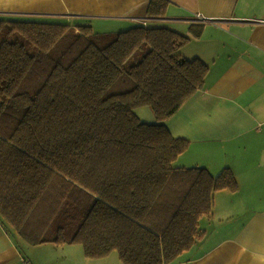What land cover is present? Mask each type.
<instances>
[{
    "label": "trees",
    "instance_id": "16d2710c",
    "mask_svg": "<svg viewBox=\"0 0 264 264\" xmlns=\"http://www.w3.org/2000/svg\"><path fill=\"white\" fill-rule=\"evenodd\" d=\"M167 6L150 0L146 16ZM77 29L0 19V224L88 259L171 264L202 240L214 194L236 190L228 169L175 166L188 142L165 126L207 66L166 27Z\"/></svg>",
    "mask_w": 264,
    "mask_h": 264
},
{
    "label": "crops",
    "instance_id": "0c3cea01",
    "mask_svg": "<svg viewBox=\"0 0 264 264\" xmlns=\"http://www.w3.org/2000/svg\"><path fill=\"white\" fill-rule=\"evenodd\" d=\"M166 1L165 17L148 18L150 0H0V19L99 33L143 24L186 37L184 56L207 71L202 89L165 122L188 142L175 163L190 154L209 173L228 169L236 190L214 194L211 215L199 222L202 240L171 264H264V0ZM137 115L153 120L148 108ZM0 264L123 263L116 251L88 259L74 244L33 246L0 224Z\"/></svg>",
    "mask_w": 264,
    "mask_h": 264
},
{
    "label": "rangeland",
    "instance_id": "374dc122",
    "mask_svg": "<svg viewBox=\"0 0 264 264\" xmlns=\"http://www.w3.org/2000/svg\"><path fill=\"white\" fill-rule=\"evenodd\" d=\"M1 19H2V20H7V19H4V18H1ZM23 21H37V20H23ZM53 24H60V23H53ZM185 43H186V42H185ZM186 44H187V43H186ZM193 46L196 47L197 45L194 44ZM189 48H190V47H187L186 50H189ZM179 52L182 54V57H183V58L188 59V58H186V57L184 56V54H185L186 51H183V52H182V50H181V51H179ZM189 58H191V57H189ZM188 60H193V59H188ZM178 164H179L180 167H186V168H188V167H193V166H196V165L199 166V167H202V166H200V164H198L196 158H195L193 155H190V154H187V155H185L184 157H181V158L179 159ZM175 166H178V165L175 163ZM210 173H211L212 175H217V174H215V173H217V172H213V171H211ZM204 218H205V217H204ZM74 245L81 246L80 244H74Z\"/></svg>",
    "mask_w": 264,
    "mask_h": 264
}]
</instances>
